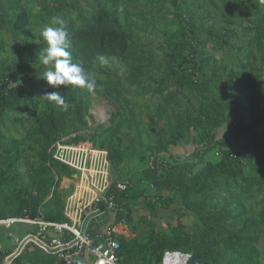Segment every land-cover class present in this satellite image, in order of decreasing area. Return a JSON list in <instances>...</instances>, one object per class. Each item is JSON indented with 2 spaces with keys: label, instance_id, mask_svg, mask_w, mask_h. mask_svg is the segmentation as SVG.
Returning <instances> with one entry per match:
<instances>
[{
  "label": "trees",
  "instance_id": "obj_1",
  "mask_svg": "<svg viewBox=\"0 0 264 264\" xmlns=\"http://www.w3.org/2000/svg\"><path fill=\"white\" fill-rule=\"evenodd\" d=\"M54 16L67 20L73 62L95 77V95L115 106L116 125L91 132V94L43 80L41 32ZM51 91L67 110L39 99ZM128 131L139 160H149L123 180L128 221L132 203L144 197L134 186L144 181L152 186L144 200L151 214L175 198L180 208L168 232L149 226L138 239L135 226L120 237L119 264H159L166 250L189 252L198 264H260L264 0H0V219L63 222L61 182L73 172L52 160L50 148L75 134L74 143L106 151L121 180L119 168L133 153L123 142ZM189 144V155L173 153ZM187 214L195 219L189 229ZM33 251L31 260L51 259Z\"/></svg>",
  "mask_w": 264,
  "mask_h": 264
},
{
  "label": "built area",
  "instance_id": "obj_2",
  "mask_svg": "<svg viewBox=\"0 0 264 264\" xmlns=\"http://www.w3.org/2000/svg\"><path fill=\"white\" fill-rule=\"evenodd\" d=\"M74 135L64 137L49 150L52 160L66 166L76 178H63L71 183L70 193L63 201V222H49L42 217L0 219V229L16 225L28 226L32 232L16 241L5 264L13 262L28 247H33L60 264H119V238L131 226L125 209L123 193L126 184L112 180L107 152L88 141L74 143ZM151 167V163L149 164ZM152 189V186H150ZM159 264H198L192 254L166 250Z\"/></svg>",
  "mask_w": 264,
  "mask_h": 264
},
{
  "label": "rangeland",
  "instance_id": "obj_3",
  "mask_svg": "<svg viewBox=\"0 0 264 264\" xmlns=\"http://www.w3.org/2000/svg\"><path fill=\"white\" fill-rule=\"evenodd\" d=\"M90 107L85 115V120L87 121V125L90 128L91 132L95 130V127L99 125H105L107 128L110 127L112 124L116 125L118 122L117 117L114 115L117 112V109L113 104H111L108 100L104 99L103 97H98L95 93H91L90 95ZM123 131H127L123 128ZM130 133V131H128ZM75 135V134H74ZM77 136L81 137L83 135L89 136V132L80 131L76 134ZM223 132L220 133L219 136H222ZM132 134L130 133L127 137L123 138L124 146L129 147L130 151H133L131 158L128 161H125L119 168L120 178L121 180H128L133 175H136L139 171H141L144 167L148 165L146 160L147 158H143L142 161L139 160L140 157V146L137 145L133 138ZM87 141V140H86ZM193 151L192 146L183 145L181 147H177L173 153L178 156H187ZM206 159L215 162L217 158L214 156L213 153H209L206 156ZM149 161V160H148ZM74 174V173H73ZM112 180L117 178V173L111 170ZM71 183L67 181L64 182L63 191L65 192V197L70 193ZM138 190V191H137ZM142 193L144 197H140L139 199L135 200V203H132V212L131 215L133 216V221L131 222V226L127 231V234L131 232V228L137 227L136 231L133 232V237L138 239L144 238L149 230V226H153L154 230L168 232L170 228H174L177 226V212L180 208L178 200L175 198L174 203L169 208H162V207H155L154 212H151L146 208L145 198L149 195L152 196V191L148 186V182L144 181L141 183L138 188L134 186L133 192ZM131 202V200H130ZM142 219H145V222H142ZM194 217L187 214L182 218V224L186 226L188 229L194 223ZM140 222V223H138ZM142 222V223H141ZM16 228H21L20 232H16ZM32 232V228L28 226L16 225L10 230H2L0 229V242L7 244L11 242H15L16 239L19 240L22 238L26 233ZM188 232V230H187ZM126 234V235H127ZM256 248L260 252V264H264V226L259 228L256 233ZM35 248L28 247L24 250V252L20 255L22 256V261H26L33 256V250ZM3 253V252H0ZM11 252H8V255ZM52 262H56L57 259L51 258ZM14 261V260H13ZM0 264H5L4 260L0 261Z\"/></svg>",
  "mask_w": 264,
  "mask_h": 264
},
{
  "label": "clouds",
  "instance_id": "obj_4",
  "mask_svg": "<svg viewBox=\"0 0 264 264\" xmlns=\"http://www.w3.org/2000/svg\"><path fill=\"white\" fill-rule=\"evenodd\" d=\"M120 11H123L122 7ZM50 25L46 26L41 32V36L47 45L46 49L39 54L41 64L48 69L43 74V80L52 89L75 86L86 89L90 94L94 93L96 91L95 77L86 72L81 64L73 62L72 54L69 51L67 20L54 16L50 20ZM96 59L101 66L109 65V60L104 55H97ZM39 99L64 110L69 107L59 91L46 92Z\"/></svg>",
  "mask_w": 264,
  "mask_h": 264
},
{
  "label": "crops",
  "instance_id": "obj_5",
  "mask_svg": "<svg viewBox=\"0 0 264 264\" xmlns=\"http://www.w3.org/2000/svg\"><path fill=\"white\" fill-rule=\"evenodd\" d=\"M16 229H17L16 232H20L21 231L20 230L21 228H16ZM16 241H17V239H16ZM14 246H15V242L14 241L11 242V243H7V244L6 243L4 244L3 240H2V242H0V252H3L2 254L4 255V258L8 255V252H11L13 250ZM34 250H37V249H34ZM9 264H13V262H11ZM22 264H60V263L58 261L51 262L50 260L49 261L46 260V262H42L41 260L35 261V260L28 259L26 261H23Z\"/></svg>",
  "mask_w": 264,
  "mask_h": 264
},
{
  "label": "water",
  "instance_id": "obj_6",
  "mask_svg": "<svg viewBox=\"0 0 264 264\" xmlns=\"http://www.w3.org/2000/svg\"><path fill=\"white\" fill-rule=\"evenodd\" d=\"M73 178H76V175H73Z\"/></svg>",
  "mask_w": 264,
  "mask_h": 264
}]
</instances>
